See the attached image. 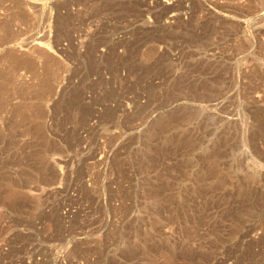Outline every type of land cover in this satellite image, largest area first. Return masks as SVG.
<instances>
[{"label": "rangeland", "instance_id": "1", "mask_svg": "<svg viewBox=\"0 0 264 264\" xmlns=\"http://www.w3.org/2000/svg\"><path fill=\"white\" fill-rule=\"evenodd\" d=\"M0 264H264V0H0Z\"/></svg>", "mask_w": 264, "mask_h": 264}]
</instances>
